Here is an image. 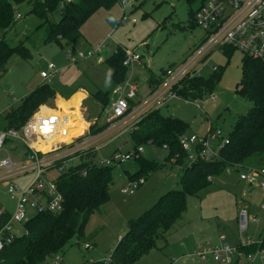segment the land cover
I'll return each mask as SVG.
<instances>
[{
  "label": "rangeland",
  "instance_id": "1",
  "mask_svg": "<svg viewBox=\"0 0 264 264\" xmlns=\"http://www.w3.org/2000/svg\"><path fill=\"white\" fill-rule=\"evenodd\" d=\"M203 0H119L111 8H99L82 25L81 36L69 45H63L55 40H47L51 28L50 22L31 13L27 2L17 6V23L9 30L0 29V39L5 37L11 46H24L30 56H11L6 64V70L0 71V129L8 124L6 118L9 112L23 104L24 100L43 83H50L60 96L49 101L47 106L56 105L67 112L69 133L66 137L71 140L85 131L88 123L85 117L105 113L109 106H102L94 101L92 96L99 90L109 92L113 98L116 83L108 59L120 47L140 53L141 63L129 67L127 78L134 71L140 86L139 99H145L150 90L151 76L160 77L168 68L178 67L198 47L206 37V30L195 21V13L201 7ZM62 8L50 15L52 22H59ZM123 14L131 20L120 22ZM136 19V23L132 19ZM110 35V37H109ZM106 40L102 51L103 61L96 57L78 59L77 50L88 51ZM73 50V57L67 56ZM245 53L232 50L231 54L217 53L212 65L220 67L221 78L215 82L212 91L217 100H208L209 94L202 98L203 108L193 103L174 101L168 107L160 109V113L183 119L188 130L186 135L195 134L204 137L210 128L220 130L222 136L229 137L237 118L246 114L253 102L237 93L243 76V60ZM49 63L60 70L51 81H44L41 71L47 70ZM204 70L208 76L212 67ZM85 92L88 95L83 101ZM76 93V94H75ZM78 100V102H76ZM54 102V103H53ZM84 102V103H83ZM193 102V101H192ZM44 105V104H43ZM88 105L87 107H85ZM75 108L70 110V108ZM90 108V111H83ZM79 108L83 113H78ZM150 113V112H149ZM147 115V114H146ZM84 116V117H83ZM83 117V118H82ZM107 114H103L99 123H106ZM222 139L211 141L212 148L219 153ZM47 151L50 145L37 143ZM144 151L141 158L153 161L158 168L138 177L135 186L129 179L128 173H135L141 166L139 155H132L121 165L114 168V180L110 188V199L95 211L89 218L85 235L91 248L84 247L85 241L74 237L60 255L64 264H89L92 261H106L119 243V238L125 235L130 224L152 207L163 194L172 189H181L183 165H178L176 157H169L165 146L153 142L135 143L130 135L122 136L105 146L100 157H109L114 150L121 146L124 153H134L137 146ZM6 147L12 155L15 150L23 147L21 140H8ZM192 153L198 154L197 146ZM5 152L0 153V157ZM188 157L184 163H190ZM259 162V160L257 161ZM264 167V156L258 164ZM230 169V171H229ZM219 176H215L212 184L196 195L188 196L187 210L164 239L157 241L148 254L141 258L142 264H220L212 258V254L203 259L197 255L199 249H206L207 243L220 245L227 243L232 246L243 242L257 243L264 236V190L258 184H250L240 179V171L229 168ZM33 174L18 179L31 180ZM122 186L133 189L135 194L122 193ZM7 186L0 184V206L9 213L16 209V199L7 191ZM245 209L250 216L248 227L241 233L239 220L236 216ZM256 217V221H254ZM19 227V226H17ZM225 236L223 239L222 237ZM49 262V264H51ZM252 264H263L256 258Z\"/></svg>",
  "mask_w": 264,
  "mask_h": 264
},
{
  "label": "trees",
  "instance_id": "2",
  "mask_svg": "<svg viewBox=\"0 0 264 264\" xmlns=\"http://www.w3.org/2000/svg\"><path fill=\"white\" fill-rule=\"evenodd\" d=\"M119 0H0V29L9 30L17 23V6L27 2L31 13L50 22L51 28L47 40H55L62 46L69 45L81 36L84 22L99 8H111ZM206 0L202 1V4ZM201 4V5H202ZM58 7L62 8L59 22H52L50 15ZM196 15V13L194 14ZM196 17V16H195ZM196 21V19H195ZM235 48L226 47L225 53L231 54ZM23 58L30 56L24 44L11 46L5 37L0 39V71L6 70L8 59L13 55ZM125 49L118 47L107 60L112 68L116 85L127 79L129 66L124 65ZM243 76L237 87V93L253 102V107L241 114L234 123L229 134L228 143H224L218 156L206 159L200 155L190 163H184L189 156L181 144V137L188 130L187 123L178 117L164 115L160 110L148 113L138 123L131 135L135 143H157L165 146L169 157H176L177 164L183 165L181 189H172L160 196L152 207L135 219L125 235L119 238L110 264H134L141 260L157 246L159 239H164L167 232L179 221L187 210L188 196L204 191L212 184L215 176H219L232 167L235 170L254 168L264 156V60L246 56L243 60ZM220 67L208 76L189 80L186 89L192 98L204 97L213 93L212 88L221 78ZM160 83L151 76L149 84ZM187 91H183L184 94ZM57 91L50 83L37 87L18 108L6 116V129L21 128L29 117L43 104L54 100ZM93 102L102 106H110L112 98L109 92L97 91L92 95ZM105 113L97 115V121L91 125V132L96 133L107 126L99 123ZM139 145L135 148H137ZM202 146H197L200 152ZM94 155V154H93ZM91 155L90 157H93ZM142 161L135 173H128L129 179L156 170L158 165L153 161ZM259 160V162H257ZM115 166L98 165L94 159L84 160L62 172L56 179L63 195V209L58 213H37L26 222L28 234L17 237L0 252V264H49L53 258L64 251L67 244L78 237L85 243L89 238L85 235L86 224L90 216L110 199V188L114 180ZM257 168V167H256ZM87 173L84 175L83 172ZM8 216V215H7ZM0 219V223L7 219ZM264 248V236L260 243H251L241 249L245 253ZM89 264H109L106 261H92Z\"/></svg>",
  "mask_w": 264,
  "mask_h": 264
},
{
  "label": "built area",
  "instance_id": "3",
  "mask_svg": "<svg viewBox=\"0 0 264 264\" xmlns=\"http://www.w3.org/2000/svg\"><path fill=\"white\" fill-rule=\"evenodd\" d=\"M195 16L196 23L206 30L204 40L182 64L163 71V74L157 78L160 83L150 84L145 99H139L140 86L132 70L131 75L113 90L111 104L105 111L107 126L104 129L92 133L91 125L97 121V115L89 120L82 117L88 123V127L83 133L73 136L68 141L66 138L69 133V127L66 126L68 114L56 101V105L53 106L52 104L40 106L21 128L0 129V153L5 152L4 156L0 157V184L7 186L8 193L16 199L14 213H9L0 206V219L8 215L7 219L0 223V252L17 237L28 234L26 222L35 214L58 213L63 209L64 195L56 181L62 172L81 164L84 160L94 159L101 166H116L124 163L132 155L138 154L140 157L144 151L142 146H139L134 153H124L119 146L109 157L103 158L100 157V152L114 140L125 135L131 136L139 121L149 112L168 107L174 101L193 103L203 108V97L192 98L189 95L191 92L186 89L187 82L204 76V70L211 66L217 53L224 52L226 47H232L244 52L248 57L264 60V0H206ZM21 17V14H16V18ZM128 20L131 18L123 14L120 22ZM132 22L137 21L134 18ZM105 47L106 40L86 52L77 50V58L96 57L101 62L104 60L102 51ZM125 52L124 65L134 68L135 63H141L140 53L128 49H125ZM73 54L74 51L69 50L67 56L71 59ZM211 67L212 72L219 69L215 64ZM59 71L54 63H49L48 69L41 71L40 75L44 81H51ZM183 91H187V94ZM208 100L216 101V94H209ZM85 107H83L84 112L90 111V108L85 110ZM74 109L70 108V110ZM218 139L223 140L222 145L229 142L228 138L222 136L220 130L210 128L204 137L195 134L183 135L181 144L189 152L188 158L193 162L199 155L206 159L218 156L211 146V141ZM8 140H21L23 147L17 148L15 155H12L6 147ZM37 143L48 144L50 148L43 151L36 146ZM198 145L202 146V150L194 155L193 146ZM91 155L93 157H90ZM239 171L240 179L250 184L256 183L264 190V167ZM30 173L33 174L31 180H23L20 184L17 182ZM86 173L83 172L84 175ZM130 181L136 182L135 186L142 182ZM121 192L135 193L133 189L126 187H122ZM253 220L256 221V217ZM249 221V213L242 209L239 213L241 233L248 227ZM222 238L224 239L225 236ZM251 243L253 242H243L237 246L227 243L220 245L207 243V248L199 249L197 255L205 260L212 254V258L220 264H252L256 258H260L264 264V248H258L251 253L242 251L243 246ZM257 243H260V240ZM84 247L89 249L92 246L86 242ZM111 262V258L106 260V263ZM51 264L64 263L62 257L57 254Z\"/></svg>",
  "mask_w": 264,
  "mask_h": 264
},
{
  "label": "crops",
  "instance_id": "4",
  "mask_svg": "<svg viewBox=\"0 0 264 264\" xmlns=\"http://www.w3.org/2000/svg\"><path fill=\"white\" fill-rule=\"evenodd\" d=\"M76 93H83V94H85L86 97L89 95V94H87V93H85V92H79V91L76 92ZM76 93H75V94H76ZM58 96H60L61 98H63L60 94H58L57 97H58ZM86 97H84V98H86ZM63 99L69 101V100H72L73 97H71V98H69V99H65V98H63ZM67 101H66V102H67ZM76 102H78V100H77ZM63 110H64V108H63ZM78 113L80 114V116L83 115V113L81 112V109H80V108H79V110H78ZM83 117H84V116H83ZM84 118H85V117H84ZM83 121L86 122L84 119H83ZM86 123H87V122H86ZM40 149H41V148H40ZM48 150H49V149H48ZM258 164H259V163L254 164V165H255L254 167L259 168V167H258V166H259ZM261 167H263V166H261ZM122 187H124V186H122ZM134 194H135V193H134ZM241 210H242V209H241ZM239 212H240V211H239ZM236 216H237V218H238V220H239V214H238V215L236 214Z\"/></svg>",
  "mask_w": 264,
  "mask_h": 264
},
{
  "label": "bare ground",
  "instance_id": "5",
  "mask_svg": "<svg viewBox=\"0 0 264 264\" xmlns=\"http://www.w3.org/2000/svg\"><path fill=\"white\" fill-rule=\"evenodd\" d=\"M36 146L40 149V147L38 146V144H36Z\"/></svg>",
  "mask_w": 264,
  "mask_h": 264
}]
</instances>
